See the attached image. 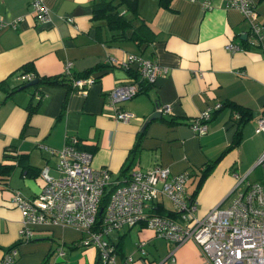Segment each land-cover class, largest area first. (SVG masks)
Here are the masks:
<instances>
[{
    "label": "crops",
    "instance_id": "crops-1",
    "mask_svg": "<svg viewBox=\"0 0 264 264\" xmlns=\"http://www.w3.org/2000/svg\"><path fill=\"white\" fill-rule=\"evenodd\" d=\"M31 1L0 0L4 22L0 25V162L13 166L0 181V258L6 247L18 242L15 264H93L97 259V248L80 244L82 234L61 223L35 224L32 237L19 240L23 214L11 201L12 192L24 196L38 192L43 184L40 170L46 166L49 173H56L58 156L49 149H60L69 136L77 138L76 147L91 153L93 167L109 170L112 180L126 179L135 168L161 165L170 172L186 170L190 192L202 165L218 158L194 193L199 216L216 204H228L249 182L264 188V174L256 172L264 130L255 129L264 112V43L251 42L248 19L228 6L229 0H172L169 8L158 7L157 0H137L139 14L155 32L150 42L140 45L111 39L105 22L91 16L92 0H42L50 13L45 22L35 19ZM251 1L264 27V0ZM228 41L240 49H227ZM129 53L154 59L164 71L154 83L140 80L135 62L121 64ZM68 60L70 73L65 74ZM26 62L38 76L63 77L62 84L38 82L42 96L36 98L33 84L29 89L22 86L33 79L22 73ZM98 63L102 66L87 74L94 81L81 94L69 77L81 76ZM131 79L139 90L116 109L132 116L116 119L115 110L106 103L108 90ZM226 102L251 110L238 144L230 147L235 120ZM217 103L221 106L212 110L206 130H192L191 119ZM158 104H169L170 111L159 112L142 128ZM131 156L126 171L120 173ZM158 202L165 207L162 196ZM167 208L172 209V204ZM135 225H123L103 236L114 246L116 264H155L171 251L169 241ZM141 238L146 241L145 255L137 248ZM57 248L64 253L57 255ZM173 255L177 264L203 261L192 240L175 247ZM128 256L132 260L126 262Z\"/></svg>",
    "mask_w": 264,
    "mask_h": 264
},
{
    "label": "built area",
    "instance_id": "built-area-1",
    "mask_svg": "<svg viewBox=\"0 0 264 264\" xmlns=\"http://www.w3.org/2000/svg\"><path fill=\"white\" fill-rule=\"evenodd\" d=\"M30 4L36 20H50L49 9L42 0H32ZM227 5L239 9L248 19L251 42L263 45L264 27L257 19L254 3L251 0H229ZM3 24L0 17V25ZM225 47L232 51L240 49L232 41L226 42ZM108 59L115 60L113 57ZM129 62L136 63L140 80L147 83H154L164 71L154 59L137 53H129L121 60L124 66ZM70 65L71 61L65 62V74L70 73ZM26 76L33 78L30 74ZM69 78L71 85L81 94H85V88L94 81L91 75ZM138 90L134 79L108 90L106 103L115 110L116 119L127 120L132 116L130 111L116 109V106ZM37 93L36 98L39 97ZM220 106L217 103L214 107H207L192 118L191 129L204 132L212 110ZM156 111H170V105L158 104ZM232 115L237 118L238 112ZM255 129L264 130V112L257 117ZM76 142L75 136H69L60 149H49L58 156L56 173H49L46 166L40 170L43 184L38 192L32 196L12 192L11 201L23 214L18 230L22 240L32 237V226L35 224L69 225L81 232L80 244L94 245L104 262L116 264L114 246L103 236L123 225L143 222L144 227L151 229L155 236L173 245L171 251L155 264H177L174 248L186 240L196 244L202 254V264H264V188L260 183L249 182L238 190L228 204H216L199 216L195 213L196 199L187 190L189 173L186 170L170 172L161 165H151L145 169H133L126 179L118 182L110 178L106 167H93L90 164L91 153L76 147ZM257 162L264 171V149ZM112 184L115 186L105 207L99 208L106 187ZM160 196L169 198L175 213L167 215L153 209ZM101 210L102 215L98 219L97 213ZM145 242L143 238L137 242L142 255L146 254ZM63 253L62 248H57V255ZM16 255L17 249L14 247L5 251L0 264H15ZM131 260L132 257L128 256L126 262ZM53 264L59 262L54 261Z\"/></svg>",
    "mask_w": 264,
    "mask_h": 264
},
{
    "label": "trees",
    "instance_id": "trees-1",
    "mask_svg": "<svg viewBox=\"0 0 264 264\" xmlns=\"http://www.w3.org/2000/svg\"><path fill=\"white\" fill-rule=\"evenodd\" d=\"M172 0H157L158 7L163 8H169ZM91 16L94 19H102L108 29L111 31V39L115 40H133L136 42L137 45H140L142 43L147 44L150 42L154 37V31L147 22V20L141 16L137 9V0H92L91 2ZM102 65L100 63L94 65L91 68L86 69L83 73V75H87L92 71V69L100 68ZM32 64L30 62H26L21 67L22 73L25 75L30 74L33 76V78L37 79V82L33 84L35 86L34 96L37 93V95H40V90L37 88L38 82H45L49 84H62L63 77L54 75V76H38L34 73L32 69ZM60 77V78H59ZM28 80V78H27ZM25 80V81H27ZM66 83V82H65ZM24 84L22 83V86ZM38 97V98H39ZM225 104H228L232 107L234 112H238L237 118H233L235 120V126H234V135L233 140L231 141V145L238 144L240 137H241V128L243 123L250 117L251 110L248 107H245L241 104L234 103V102H226ZM138 143V140H137ZM136 143V145H137ZM228 146L223 149L227 150L229 148ZM133 159V156H131L129 159L127 158L128 162L125 163L120 169V173H124L128 167L129 162ZM218 158H215L211 161L205 162L200 170V173L198 175V180L195 185V188L189 193L191 196H194V193L196 192L199 183L202 179L205 178V176L210 172L211 168L214 166V163L216 162ZM12 164L10 163H1L0 162V181H4L6 179V175L9 174L12 170ZM118 182H122V179H118ZM115 184L109 185L106 187L104 194L101 198L100 206L99 208H104L108 197L113 190ZM153 209L157 211L158 213L162 214H169L172 215L173 212L172 209L164 207L161 205L160 202H158ZM102 215V210L98 211L97 218L100 219ZM97 219V221H98ZM144 226L143 222L140 223ZM19 240L22 241V238L19 237ZM18 241V240H17ZM16 243H13L12 245H9L6 247L3 251H8L11 248H16ZM97 259L94 261L93 264H106L100 257L99 251L97 250ZM17 257V255H16Z\"/></svg>",
    "mask_w": 264,
    "mask_h": 264
},
{
    "label": "rangeland",
    "instance_id": "rangeland-1",
    "mask_svg": "<svg viewBox=\"0 0 264 264\" xmlns=\"http://www.w3.org/2000/svg\"><path fill=\"white\" fill-rule=\"evenodd\" d=\"M33 86L32 85H29V87H28V89L29 88H32ZM261 167V166H260ZM260 167H257L256 168V172L258 171V174H260L261 176H262V174H264V171H263V169H262V167H261V169H262V173H261V169H260ZM264 176V175H263ZM262 179H263V177H262ZM162 199H163V204L165 205V207H167V206H169L170 204H171V201L169 200V198H167V197H164V196H162ZM136 226L137 225H135V226H132L133 228V232H135V229H136ZM73 229V228H72ZM77 230V229H76ZM78 232H80L79 230H77ZM132 232V233H133ZM81 233V232H80ZM109 264H112V263H109Z\"/></svg>",
    "mask_w": 264,
    "mask_h": 264
},
{
    "label": "water",
    "instance_id": "water-1",
    "mask_svg": "<svg viewBox=\"0 0 264 264\" xmlns=\"http://www.w3.org/2000/svg\"><path fill=\"white\" fill-rule=\"evenodd\" d=\"M36 82H37V79L36 78H33V79L29 80L27 83H25L23 86L32 85V84H35ZM157 116H160V113L158 111H155V112L150 113L147 116V118L145 119V121H144V123L142 125V128L145 126L147 120L153 119V118H155Z\"/></svg>",
    "mask_w": 264,
    "mask_h": 264
}]
</instances>
